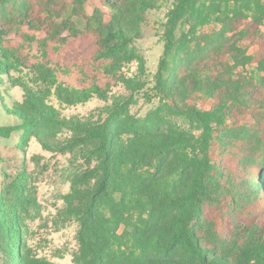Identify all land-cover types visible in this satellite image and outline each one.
I'll use <instances>...</instances> for the list:
<instances>
[{"label":"trees","instance_id":"trees-1","mask_svg":"<svg viewBox=\"0 0 264 264\" xmlns=\"http://www.w3.org/2000/svg\"><path fill=\"white\" fill-rule=\"evenodd\" d=\"M166 1L0 0V81L22 92L0 137L80 161L54 221L77 226L73 264H264V0H174L149 77L136 43ZM79 35L96 45L92 73L48 57ZM140 97L144 115L131 113ZM92 98L96 114L62 115ZM2 176L0 264H56L27 244L41 214L32 172Z\"/></svg>","mask_w":264,"mask_h":264},{"label":"rangeland","instance_id":"rangeland-1","mask_svg":"<svg viewBox=\"0 0 264 264\" xmlns=\"http://www.w3.org/2000/svg\"><path fill=\"white\" fill-rule=\"evenodd\" d=\"M174 0H167L162 8L152 12L148 22L149 36L136 43L146 60L147 75L152 77L157 69V64L163 51V43L160 39L161 24L164 15L171 7ZM79 27L83 28V22L75 19ZM6 44L17 45V38L14 32H8L4 37ZM96 51V45L90 35H79L68 41V44L54 53L51 50L48 57L58 60L60 65L79 64L91 72L93 69L91 57ZM26 52H23V56ZM33 61L29 55L27 64ZM137 63L133 62L123 68L127 76L136 73ZM100 86L109 85V95H126L125 86L115 83L114 80L96 73ZM76 76L60 75L62 82L78 87ZM3 80L0 81V127L10 126L18 123V119L7 115L3 105L11 106L14 102L22 100V92L18 89L4 87ZM6 88V89H5ZM52 103L57 107L56 101ZM104 106V102L92 98L84 104L64 108L61 112L65 117L72 115L87 118L96 114L97 110ZM151 102L148 103L143 97L132 107L131 113L144 115L151 109ZM182 123V121H179ZM19 133H13L9 138L0 137V186L3 184L2 171L8 174L16 172L24 162L27 171L32 172L37 199L41 205V214L32 221L27 222V244L39 256H44L56 264H73L72 255L77 250L75 234L77 226L75 223L56 224L55 216L63 208L61 197L70 191V178L78 170L80 161L71 158L70 155L52 154L43 151L35 140H31L22 153L18 147Z\"/></svg>","mask_w":264,"mask_h":264}]
</instances>
